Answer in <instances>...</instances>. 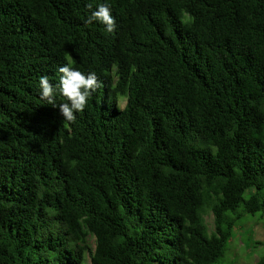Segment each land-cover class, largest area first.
<instances>
[{
	"label": "trees",
	"instance_id": "trees-1",
	"mask_svg": "<svg viewBox=\"0 0 264 264\" xmlns=\"http://www.w3.org/2000/svg\"><path fill=\"white\" fill-rule=\"evenodd\" d=\"M103 2L0 0V264H217L264 216V0ZM69 55L73 122L38 95Z\"/></svg>",
	"mask_w": 264,
	"mask_h": 264
},
{
	"label": "clouds",
	"instance_id": "clouds-1",
	"mask_svg": "<svg viewBox=\"0 0 264 264\" xmlns=\"http://www.w3.org/2000/svg\"><path fill=\"white\" fill-rule=\"evenodd\" d=\"M87 7L90 9V15L85 20L86 24L95 21L104 25L106 32L114 31L115 18L107 0L96 4L94 9L92 4H88ZM65 61L57 68V71L61 73L58 84L51 83L47 76L40 77L38 95L45 104L52 107H57V92L65 97L66 102L58 105L59 113L64 120L73 122L76 119V114L84 110L89 98L99 87V81L94 71L84 72L73 67L71 55L66 57Z\"/></svg>",
	"mask_w": 264,
	"mask_h": 264
},
{
	"label": "rangeland",
	"instance_id": "rangeland-1",
	"mask_svg": "<svg viewBox=\"0 0 264 264\" xmlns=\"http://www.w3.org/2000/svg\"><path fill=\"white\" fill-rule=\"evenodd\" d=\"M211 230L214 229V215L206 216ZM251 240V241H250ZM255 242H259L255 244ZM95 246V240H91ZM264 253V216L259 214L245 217L239 223L229 242L228 250L217 264H255L259 256ZM86 264H91L90 259Z\"/></svg>",
	"mask_w": 264,
	"mask_h": 264
}]
</instances>
